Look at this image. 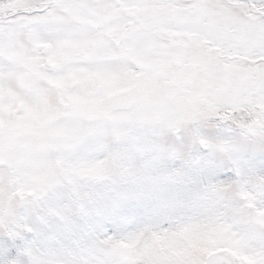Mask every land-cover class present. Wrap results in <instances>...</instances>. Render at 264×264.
<instances>
[{"label":"snow or ice","instance_id":"1","mask_svg":"<svg viewBox=\"0 0 264 264\" xmlns=\"http://www.w3.org/2000/svg\"><path fill=\"white\" fill-rule=\"evenodd\" d=\"M0 264H264V0H0Z\"/></svg>","mask_w":264,"mask_h":264}]
</instances>
